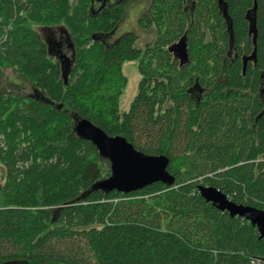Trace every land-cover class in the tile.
I'll use <instances>...</instances> for the list:
<instances>
[{
	"label": "trees",
	"instance_id": "16d2710c",
	"mask_svg": "<svg viewBox=\"0 0 264 264\" xmlns=\"http://www.w3.org/2000/svg\"><path fill=\"white\" fill-rule=\"evenodd\" d=\"M0 0V78L38 96L0 94V264H251L256 226L207 202L198 185L264 210V0H151L140 26L107 46L134 0ZM69 35L70 57L47 31ZM138 91L119 100L126 60ZM87 119L136 149L168 158V181L98 184L111 161L76 130Z\"/></svg>",
	"mask_w": 264,
	"mask_h": 264
},
{
	"label": "water",
	"instance_id": "95a60500",
	"mask_svg": "<svg viewBox=\"0 0 264 264\" xmlns=\"http://www.w3.org/2000/svg\"><path fill=\"white\" fill-rule=\"evenodd\" d=\"M77 132L96 144L102 156L111 161L112 175L98 186L107 190L130 191L153 181H168V158L149 155L136 149L125 138L109 136L91 121L84 119L76 124ZM198 191L207 201L232 217H242L256 226L259 237L264 238V210L235 203L220 189L199 184Z\"/></svg>",
	"mask_w": 264,
	"mask_h": 264
},
{
	"label": "rangeland",
	"instance_id": "374dc122",
	"mask_svg": "<svg viewBox=\"0 0 264 264\" xmlns=\"http://www.w3.org/2000/svg\"><path fill=\"white\" fill-rule=\"evenodd\" d=\"M74 5L77 0H70ZM118 0H94L91 5V12L106 11ZM151 0H134L131 2L123 15V18L115 29L106 34H99L103 43L107 46L114 43L121 35L127 32H133L137 35L136 47L143 52L151 46L157 36L155 27L144 28L139 24V18L144 13ZM46 39L53 43L55 51L61 52L62 55L70 57L72 46L69 35L62 29L47 31ZM138 60H126L122 64V72L127 79L126 87L119 100V109L127 111L131 102L137 94L141 75L138 69ZM27 95L30 97L38 96V91L25 79L7 70L0 78V94L5 92ZM0 173L4 176V168L0 165Z\"/></svg>",
	"mask_w": 264,
	"mask_h": 264
},
{
	"label": "built area",
	"instance_id": "2783aa9c",
	"mask_svg": "<svg viewBox=\"0 0 264 264\" xmlns=\"http://www.w3.org/2000/svg\"><path fill=\"white\" fill-rule=\"evenodd\" d=\"M251 264H264V259H255L252 261Z\"/></svg>",
	"mask_w": 264,
	"mask_h": 264
}]
</instances>
